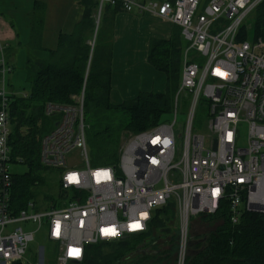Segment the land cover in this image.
I'll use <instances>...</instances> for the list:
<instances>
[{"label": "built area", "instance_id": "1", "mask_svg": "<svg viewBox=\"0 0 264 264\" xmlns=\"http://www.w3.org/2000/svg\"><path fill=\"white\" fill-rule=\"evenodd\" d=\"M118 3L124 12H152L181 29L187 45L173 96V122L131 134L121 146L116 165L90 166L84 87L75 103H46L45 114L57 120L40 140L39 160L43 167L60 170L59 183L73 192L60 206L38 208L29 201L15 209L9 165L21 159L12 160L8 144L11 92L4 80L3 53L0 264H32L25 255L35 232L42 228L58 247L56 264H81L87 245L145 233L152 209L168 201L173 202L178 223L177 264H184L192 218L213 214L223 201L233 224L244 211L264 213V40L240 38L246 19L255 17L264 0H98L97 14L106 4ZM191 51L205 59L203 65L189 56ZM181 93L189 104L182 115L185 121L176 128ZM199 104L208 108L205 133L193 123ZM73 151L83 157L85 169L67 160ZM175 171L181 180L172 183L169 177L175 178ZM29 223L36 229H26ZM137 223L140 227H131ZM70 249L78 254L70 255ZM39 253L38 264H44L43 247Z\"/></svg>", "mask_w": 264, "mask_h": 264}, {"label": "trees", "instance_id": "2", "mask_svg": "<svg viewBox=\"0 0 264 264\" xmlns=\"http://www.w3.org/2000/svg\"><path fill=\"white\" fill-rule=\"evenodd\" d=\"M76 3L82 10L72 31H60L56 47L46 49V58H37L31 52L41 48L46 6L43 0H33L25 61L29 95L18 97L11 92L8 113L12 160L21 159L27 167L25 173L12 174L11 202L15 209L29 201L38 204L34 199L36 187L43 182L41 171L48 169L39 160L40 140L57 120L56 116L45 114L46 103L72 104L69 96L85 85V135L89 160L95 166L116 165L121 146L131 134L164 122L172 110L180 81L182 52L187 45L180 27L172 24L169 39H151L149 44L147 62L165 75L164 91L140 92L132 99L112 104L109 100L111 19L114 13L122 11L121 5L106 4L96 25L98 0H76ZM92 35L91 47L88 41ZM252 36L264 40V3L255 11ZM58 184L60 197L45 195L48 201H57L50 206H60L67 199L69 192ZM170 217L176 218L172 201L152 209L145 233L87 245L81 264H114L128 260L131 254L134 255L131 264H149L151 258L160 261L161 252L151 254L140 246L151 235L152 227L170 232L167 226ZM200 219L213 228L189 239L184 264H264V213L244 211L238 223L233 224L228 204L223 201L216 212Z\"/></svg>", "mask_w": 264, "mask_h": 264}, {"label": "rangeland", "instance_id": "3", "mask_svg": "<svg viewBox=\"0 0 264 264\" xmlns=\"http://www.w3.org/2000/svg\"><path fill=\"white\" fill-rule=\"evenodd\" d=\"M45 2V22L41 38V48L33 49L31 54L37 58H46L47 52L44 49L48 46H54L58 31L71 32L73 29V24L75 20L81 16V7L76 3V0H43ZM33 7V0H12L9 2L7 0L4 4V11L6 15L11 16L15 24L16 40L9 42V47L6 45L0 46V60L4 57L7 61V67L5 70L4 80L6 84V89L10 91L8 84H11L12 93L18 97L28 96L29 87L26 80V69L25 61L28 55L27 43L29 40V29H30V12ZM255 17L250 15L246 19L245 27L242 29L240 38H245L248 41H252V28L254 24ZM71 26V27H70ZM247 28L249 29V34L245 32ZM70 30V31H69ZM18 38V39H17ZM19 41V42H17ZM94 41V35H92L89 45L92 47ZM1 49L3 52H1ZM189 56H194L195 62L199 65H203L205 59L199 56L197 53L191 51ZM11 69H9V68ZM0 76V85H1ZM83 87L77 93L69 96V101L75 103L78 100L79 95L82 92ZM189 104V98L181 93L178 100L179 113L176 117V128L181 122L185 121V114ZM57 117V116H56ZM174 116L170 113L164 119L165 122H173ZM208 119V108L204 104H199L196 108L194 116V127L201 133L206 132ZM244 133V132H243ZM67 160L69 162L77 163L79 169H85L87 164L83 160V157L78 154L77 151H73L67 155ZM90 166H95L91 160L89 162ZM9 170L12 174H22L27 171V167L22 163H11L9 165ZM176 177H169L172 183L179 182L181 180L180 175L175 171ZM41 176L43 182L36 187L35 200L37 205L41 208L49 207L54 205L57 201H48L49 199L45 195H53L54 197H60L59 179L60 170L58 169H45L41 171ZM160 187V186H159ZM67 192L72 193L73 190L69 189ZM53 200V199H52ZM60 203V202H59ZM58 203V204H59ZM167 226L170 227V232L163 233L159 228H151V235L142 242L140 247H144L146 251L151 254L153 252H161V260L155 261L156 259L151 258L149 264H177L178 249L180 246L179 241V231L178 223L175 218L170 217L167 220ZM26 229L35 230L36 225L29 223L25 226ZM213 228V225L207 221L201 219H193L189 224V229L187 233V241L189 239H194V236L205 234ZM146 244L147 246H143ZM39 247H43L44 264H56V257L58 253V247L55 243L48 240L44 228L35 232L33 241L29 242L28 251L25 255V259L31 261L32 264L39 263ZM133 254L130 255L128 260H121L119 263L114 264H131L133 259ZM160 255L157 253V257Z\"/></svg>", "mask_w": 264, "mask_h": 264}, {"label": "crops", "instance_id": "4", "mask_svg": "<svg viewBox=\"0 0 264 264\" xmlns=\"http://www.w3.org/2000/svg\"><path fill=\"white\" fill-rule=\"evenodd\" d=\"M6 1L0 0V46L3 44L9 47V42L15 41L18 33L16 34L13 19L3 9ZM97 18L98 24L100 15L96 14V20ZM111 23L110 102L119 104L134 98L140 92H163L165 75L147 62V54L151 39H169L172 23L155 13H141L137 9L132 12L117 11L113 14ZM55 41L54 46L44 49L55 48L57 37ZM8 87L10 92L14 91L11 84Z\"/></svg>", "mask_w": 264, "mask_h": 264}, {"label": "snow or ice", "instance_id": "5", "mask_svg": "<svg viewBox=\"0 0 264 264\" xmlns=\"http://www.w3.org/2000/svg\"><path fill=\"white\" fill-rule=\"evenodd\" d=\"M131 227L138 228V227H140V225L137 223V224L132 225ZM104 231H105V232H111V234H115L114 231H112V230H110V229H105ZM69 254H70V255H72V254H78V250L70 249Z\"/></svg>", "mask_w": 264, "mask_h": 264}, {"label": "water", "instance_id": "6", "mask_svg": "<svg viewBox=\"0 0 264 264\" xmlns=\"http://www.w3.org/2000/svg\"><path fill=\"white\" fill-rule=\"evenodd\" d=\"M97 21H98V18L96 20V24H97ZM168 231H169V229H166V232H168ZM70 264H76V262H71Z\"/></svg>", "mask_w": 264, "mask_h": 264}]
</instances>
